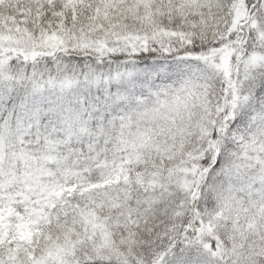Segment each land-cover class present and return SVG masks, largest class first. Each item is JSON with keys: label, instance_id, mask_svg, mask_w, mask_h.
<instances>
[{"label": "snow or ice", "instance_id": "obj_1", "mask_svg": "<svg viewBox=\"0 0 264 264\" xmlns=\"http://www.w3.org/2000/svg\"><path fill=\"white\" fill-rule=\"evenodd\" d=\"M0 264H264V0H0Z\"/></svg>", "mask_w": 264, "mask_h": 264}]
</instances>
